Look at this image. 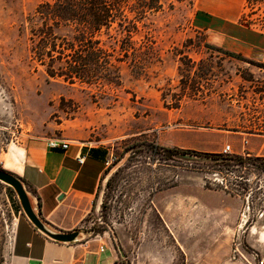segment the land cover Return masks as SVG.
<instances>
[{"label": "rangeland", "instance_id": "obj_1", "mask_svg": "<svg viewBox=\"0 0 264 264\" xmlns=\"http://www.w3.org/2000/svg\"><path fill=\"white\" fill-rule=\"evenodd\" d=\"M44 1L0 0V170L19 177L31 198L16 162L25 165L31 141L62 138L103 147L109 165L95 206L82 223L74 225L76 214L71 221L70 232L79 231V239L97 238L122 253L124 264H183L168 225L170 196L190 188L191 234L183 238L190 264L264 260V172L205 157L224 154L227 145L231 155L250 156L252 135L264 143V50L259 61L249 60L217 47L215 37L200 28L211 13L226 18L237 33L264 38V0H170L163 11L129 27L130 35L115 25L103 36L115 59L122 58L126 39L137 50L135 59L112 60L118 87L68 84L31 61L28 19ZM235 141L243 149L236 151ZM162 147L196 155L163 161ZM155 198L173 200L164 208L165 219L151 210ZM222 199L224 231L202 235L203 203L223 207ZM15 202L13 188L0 181L3 232L11 230ZM142 244L149 249L141 252Z\"/></svg>", "mask_w": 264, "mask_h": 264}, {"label": "crops", "instance_id": "obj_2", "mask_svg": "<svg viewBox=\"0 0 264 264\" xmlns=\"http://www.w3.org/2000/svg\"><path fill=\"white\" fill-rule=\"evenodd\" d=\"M209 14V22L200 28L215 37L213 40L217 47L252 61L260 60L264 50V38L258 34L249 35L240 31L237 33L236 28H231L226 18ZM258 136L260 135H252L248 139L249 155L264 157V143L259 144ZM48 141L49 139L31 141L26 150L25 165L21 167L19 158L16 160L17 172L21 173L29 188L32 205L41 220L54 231L70 232L73 215H77L74 225L82 223L95 206L101 179L109 165L110 153L103 147L71 141L67 150L51 149ZM240 142H233L236 151L243 149ZM82 157L85 160L80 163L79 159ZM202 195L208 196L205 192ZM170 197L174 199V210L169 215L168 225L179 244L176 245L179 257L183 264H190L188 256H185L183 238L191 234V189L183 188ZM172 201L165 202L161 198H155L151 210L157 211L164 218V208L171 205ZM203 204L207 210V221L206 230L201 233L204 236H216L218 232L224 231L225 201L223 200V207L222 203L221 206ZM3 214L4 212L1 213ZM10 214L9 232L1 230V223L5 221L0 218V264H124L125 257L122 253H117L97 238L78 239L70 244L48 238L34 228L16 202L13 203ZM156 216L158 217L157 214ZM140 247L141 252H145L150 246L142 244Z\"/></svg>", "mask_w": 264, "mask_h": 264}, {"label": "trees", "instance_id": "obj_3", "mask_svg": "<svg viewBox=\"0 0 264 264\" xmlns=\"http://www.w3.org/2000/svg\"><path fill=\"white\" fill-rule=\"evenodd\" d=\"M169 1H44L28 19L30 59L42 67L45 74L52 79H60L68 84L98 86L106 83L118 87L121 85V77L112 61L115 59V52L111 53L105 47L103 36L109 34L115 25L127 28L130 35V28L136 26L135 22L147 15L163 11ZM131 44L129 39L123 41L119 56H134L135 59L137 50ZM122 58H116L115 61L123 62ZM111 68L114 69V76L110 73ZM159 149L163 153L160 159L163 161L177 155H196L193 151L178 148ZM205 157L216 163H224V166L261 167L264 172V158L231 154H206ZM206 188L210 189L207 184ZM18 206L21 209L20 204Z\"/></svg>", "mask_w": 264, "mask_h": 264}, {"label": "water", "instance_id": "obj_4", "mask_svg": "<svg viewBox=\"0 0 264 264\" xmlns=\"http://www.w3.org/2000/svg\"><path fill=\"white\" fill-rule=\"evenodd\" d=\"M0 181L7 184L11 188H13L14 192L17 195V199L19 201L20 207L29 220V222L37 229L39 232L47 236L48 238L59 242L70 244L78 241L80 233L79 231L73 232H60L54 231L47 226V224L41 220L37 212L35 211L31 198L29 196V192L26 190L25 185L22 180L4 170H0Z\"/></svg>", "mask_w": 264, "mask_h": 264}, {"label": "built area", "instance_id": "obj_5", "mask_svg": "<svg viewBox=\"0 0 264 264\" xmlns=\"http://www.w3.org/2000/svg\"><path fill=\"white\" fill-rule=\"evenodd\" d=\"M70 146V142L67 140H64L62 138H52L49 139L48 141V147L51 149H62V150H67ZM231 152V146L227 145L225 146V148L223 149V153L224 154H229ZM85 160L84 157H82L81 159H79L80 163H83ZM256 264H264V260L256 263Z\"/></svg>", "mask_w": 264, "mask_h": 264}]
</instances>
